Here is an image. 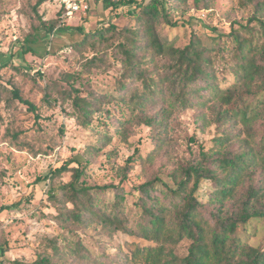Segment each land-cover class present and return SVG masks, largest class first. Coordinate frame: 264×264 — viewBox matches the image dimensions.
<instances>
[{"label": "trees", "instance_id": "16d2710c", "mask_svg": "<svg viewBox=\"0 0 264 264\" xmlns=\"http://www.w3.org/2000/svg\"><path fill=\"white\" fill-rule=\"evenodd\" d=\"M45 1L37 0L35 7ZM97 1L90 0V10L96 8ZM99 1L103 9L112 11L121 6L131 8L135 24L119 30L108 24L88 34L76 28L83 38L71 44L74 49H108L116 39L112 49L120 56L124 71L117 99L91 93L85 98L75 90L64 91L81 115V126L88 127L94 113L115 101L130 114L128 120H119L117 134L127 138L131 123L151 131L154 147L144 163L168 155V127L175 112L205 106L215 136L209 150L200 148L197 156L178 163L165 175L167 181L156 173L129 191L124 184L132 157L118 168L117 184L92 187L79 183L84 168H70L74 160H68L44 178L48 180L47 199L57 207L55 219L60 229L69 233L94 226L107 236L120 232L148 243L125 244L128 254L109 257L108 264H264V250L251 245L246 236L251 222L264 221V0H236L241 7L252 9L245 24L232 22L229 33L210 38L209 45L192 34L183 47H175L157 31L160 25L177 26L168 18V0ZM205 2L193 0V8L207 10ZM58 16L51 22L39 20L34 34H56L60 39L64 29L55 28L56 22L63 23ZM28 38L25 44L33 43ZM94 62L103 61L93 56L89 63ZM70 79L76 80L64 76L67 83ZM12 97L35 111L17 91ZM99 138L100 146L91 147L90 153H98L111 141L107 135ZM68 171H72L69 182L55 183ZM203 181L211 185L204 203L196 196ZM128 197L133 199L130 206ZM183 241L188 242V248L180 257L175 249ZM50 245L52 256L43 252L32 263L14 260L10 264H56L68 258L107 264L80 242L63 248L55 241ZM3 253L0 245V256Z\"/></svg>", "mask_w": 264, "mask_h": 264}, {"label": "rangeland", "instance_id": "374dc122", "mask_svg": "<svg viewBox=\"0 0 264 264\" xmlns=\"http://www.w3.org/2000/svg\"><path fill=\"white\" fill-rule=\"evenodd\" d=\"M205 1L209 5L207 10H195L193 0H168V18L177 22V26L160 25L159 35L175 47L187 45L192 34L209 45L210 38L226 36L232 22L245 24L252 11L250 6L243 8L236 0ZM36 2L0 0V245L4 250L0 263L10 264L14 260L32 263L43 252L52 256L50 242L55 241L60 248L80 242L92 256L108 264L109 257L128 254L125 244L148 243L120 232L107 236L94 226L69 233L61 230L55 219L57 207L47 199L48 180L44 178L68 160H74L70 168H84L80 184L91 187L117 184L118 168L132 157L128 181L124 184L126 191L156 173L167 181L165 175L178 163H184L191 155L197 156L200 148L206 151L212 147L215 127L205 106L175 112L168 127L171 144L168 155L151 157L149 163H144L143 159L154 147L151 131L131 123L126 130L127 138L117 134L119 120H128L130 114L115 101L94 113L88 127L81 126V115L72 101L66 99L64 91L75 90L85 98L91 93L117 99L124 71L120 56L112 49L116 39L108 49H74L71 44L83 38L76 28L88 34L108 24L118 30L132 27L135 20L130 16L131 8L103 9L98 0L96 8L86 16L62 24L56 22V29H64L58 39L56 34H34L39 20L57 19L58 9V5L48 0L38 8ZM27 38L33 43L25 44ZM26 48L33 51L24 53ZM93 56L103 62L89 63ZM66 74L76 78L75 82L70 79L67 83ZM14 91L33 105L35 111L14 99ZM103 135L111 138L109 144L98 153H90L91 147L100 146L99 137ZM71 174L72 171L62 173L55 183L69 182ZM210 191V183L201 182L196 193L198 200L206 202ZM132 200L127 198V206ZM247 230L248 242L264 250V221L251 222ZM187 248L188 242L183 241L175 253L183 257ZM56 264L88 263L68 258Z\"/></svg>", "mask_w": 264, "mask_h": 264}, {"label": "built area", "instance_id": "2783aa9c", "mask_svg": "<svg viewBox=\"0 0 264 264\" xmlns=\"http://www.w3.org/2000/svg\"><path fill=\"white\" fill-rule=\"evenodd\" d=\"M58 5L56 15L58 14L61 22H68L74 18L86 16L91 7L90 0H51Z\"/></svg>", "mask_w": 264, "mask_h": 264}]
</instances>
